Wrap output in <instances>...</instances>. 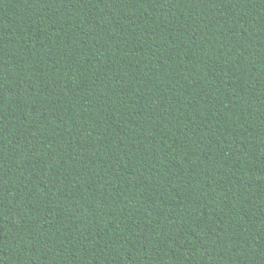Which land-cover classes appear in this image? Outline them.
Instances as JSON below:
<instances>
[{"label":"trees","instance_id":"16d2710c","mask_svg":"<svg viewBox=\"0 0 264 264\" xmlns=\"http://www.w3.org/2000/svg\"><path fill=\"white\" fill-rule=\"evenodd\" d=\"M0 264H264V0H0Z\"/></svg>","mask_w":264,"mask_h":264}]
</instances>
